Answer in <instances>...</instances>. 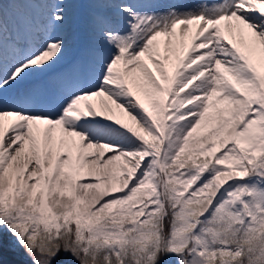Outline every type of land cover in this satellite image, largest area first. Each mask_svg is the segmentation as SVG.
I'll use <instances>...</instances> for the list:
<instances>
[{
  "label": "snow or ice",
  "instance_id": "6c2138e0",
  "mask_svg": "<svg viewBox=\"0 0 264 264\" xmlns=\"http://www.w3.org/2000/svg\"><path fill=\"white\" fill-rule=\"evenodd\" d=\"M31 264H264V0H0V236Z\"/></svg>",
  "mask_w": 264,
  "mask_h": 264
},
{
  "label": "trees",
  "instance_id": "16d2710c",
  "mask_svg": "<svg viewBox=\"0 0 264 264\" xmlns=\"http://www.w3.org/2000/svg\"><path fill=\"white\" fill-rule=\"evenodd\" d=\"M15 238L10 234L0 236V262L3 264H22L28 258L25 255L24 249L20 248L19 245H15L13 248V242ZM64 257H61L57 261V264H63Z\"/></svg>",
  "mask_w": 264,
  "mask_h": 264
},
{
  "label": "rangeland",
  "instance_id": "374dc122",
  "mask_svg": "<svg viewBox=\"0 0 264 264\" xmlns=\"http://www.w3.org/2000/svg\"><path fill=\"white\" fill-rule=\"evenodd\" d=\"M193 0H190V4H191V6H193V4L195 5V3L194 2H192ZM197 1V0H196ZM212 2L213 4L212 5H210V7L211 6H214V3L216 2V0H200V2H204L205 4H207L208 2ZM189 4V3H188ZM22 264H31V261L27 258L26 260H25V262L24 263H22Z\"/></svg>",
  "mask_w": 264,
  "mask_h": 264
},
{
  "label": "bare ground",
  "instance_id": "6f19581e",
  "mask_svg": "<svg viewBox=\"0 0 264 264\" xmlns=\"http://www.w3.org/2000/svg\"><path fill=\"white\" fill-rule=\"evenodd\" d=\"M210 3L208 5L201 6L200 8H197L196 10H203L204 7H209Z\"/></svg>",
  "mask_w": 264,
  "mask_h": 264
}]
</instances>
